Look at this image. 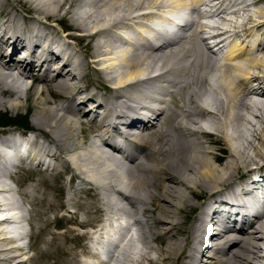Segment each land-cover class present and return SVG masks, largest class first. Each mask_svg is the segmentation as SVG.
<instances>
[{
  "label": "bare ground",
  "instance_id": "1",
  "mask_svg": "<svg viewBox=\"0 0 264 264\" xmlns=\"http://www.w3.org/2000/svg\"><path fill=\"white\" fill-rule=\"evenodd\" d=\"M204 1L209 0H0V108L17 110L24 99L27 107L33 96L35 127L48 143L32 151L36 165H52V175L61 178L56 165L68 162L74 179L103 196L96 214H123L142 226V249L133 253L132 240L123 249L127 264H264V204L256 200L264 194V0H211L225 23L229 7L246 13L240 24L226 23V31L215 32L214 37L229 34L225 62L216 52L226 48V39L215 52L201 34L208 33L198 18ZM183 10L196 16L185 34L154 49L169 35L161 12ZM61 23L79 30L80 39ZM19 78L34 84L26 87ZM91 84L106 93H90ZM156 92L165 97L162 107L151 114L152 124L133 135L136 158L123 163L104 139L117 134L110 121L132 105L147 109ZM93 129V141L84 142L82 135ZM15 131L0 128L8 136L1 141L12 143ZM223 143L229 146L225 157L213 149ZM20 161L0 151V175L11 177ZM238 184L246 192L234 193ZM9 188L0 179V264H27L31 258L9 237L10 216L19 212L7 202ZM191 195L205 204L192 209ZM246 204L257 218L248 220ZM50 208L47 223L56 212ZM186 209L194 218L178 222ZM73 220L87 225L77 216Z\"/></svg>",
  "mask_w": 264,
  "mask_h": 264
},
{
  "label": "rangeland",
  "instance_id": "2",
  "mask_svg": "<svg viewBox=\"0 0 264 264\" xmlns=\"http://www.w3.org/2000/svg\"><path fill=\"white\" fill-rule=\"evenodd\" d=\"M245 17L246 15L244 18ZM60 26H62L65 31L76 35L78 40L80 39L82 33L79 30L74 29L65 23ZM85 84L88 85V83ZM93 86L91 87V90H95ZM40 87L41 89L46 90L43 85ZM92 92L94 93V91ZM46 94L48 95V91H45V95ZM33 101L34 97L31 96V101L26 107L25 99L22 100L24 107H21L17 110H14L9 106L6 108H0V124L8 122V120H13L12 124L26 127L25 121H27V124H29L32 129L37 131L34 122L35 111L32 106ZM14 129L17 130L18 127ZM81 138L87 143L91 141V138L88 136V134L82 135ZM40 141H42V138ZM218 148H220L221 151L219 153L223 157H225V155L229 152L228 144H219L213 149L217 150ZM223 159L221 161H223ZM61 164L63 165L64 169L67 170V172L63 174L64 176L57 178L52 174H48L47 181L42 182V185L39 188H27V183L29 182V185H31L32 182L35 184H40V180L43 179V175L32 171H20L15 176V181L19 184L18 188H14L13 192L11 191L8 193V200H11L22 209V216H26L30 219L29 245L25 239L22 240L21 244L24 247V254L31 258L27 264H74V261L78 262L79 259H81V257L87 252L88 236H82L75 230V232L70 233V229H72L71 224H73V222L67 218H63V221H60L57 217L60 215V212H65L62 210V208H60V205L63 201L66 202L65 208L66 210H69L71 215L76 212L79 222L85 221L88 223L87 225H91L98 223V221L102 222L105 218L106 212L101 214L95 213V205L102 206L103 196L96 191H92L91 193L87 192L88 190L83 192L79 191L78 189L81 188V185H79L77 182L75 183V186H70L69 179L71 177L70 175L72 174V171H68V162L62 161ZM59 171H61V169L57 170V172ZM34 189H37L38 192H34ZM225 189L226 188H223V190ZM197 193L199 194V192ZM203 193L204 195H208L206 192ZM110 196L114 197L111 193ZM118 198L121 200L122 204H125V202H123V198L119 196ZM35 202L38 203V205H35ZM189 203L193 204L192 209L198 207L200 204L199 201H197V198L192 195L189 196ZM50 207L55 208L54 210L56 212H50L48 214V218L51 219V222L47 223L44 213L46 210H50ZM146 207L149 209L153 208L151 205H147ZM186 210L187 211L181 212L177 215L178 222L183 223L185 220L188 221L189 217H191V219L194 218L195 212L190 214L191 211L189 209ZM155 215L156 214L150 215L149 223L154 222ZM146 219L148 220V215H146ZM59 227H63L65 231H58L56 228ZM160 228H162V226L156 224L155 229L162 232V229ZM21 231L22 230L20 228H17V233ZM152 245L158 247L156 243L152 242Z\"/></svg>",
  "mask_w": 264,
  "mask_h": 264
},
{
  "label": "trees",
  "instance_id": "3",
  "mask_svg": "<svg viewBox=\"0 0 264 264\" xmlns=\"http://www.w3.org/2000/svg\"><path fill=\"white\" fill-rule=\"evenodd\" d=\"M12 121H13V120H8V122H7V123H10V124H12ZM25 123H26V125H25V126H29V124H27V121H25Z\"/></svg>",
  "mask_w": 264,
  "mask_h": 264
}]
</instances>
